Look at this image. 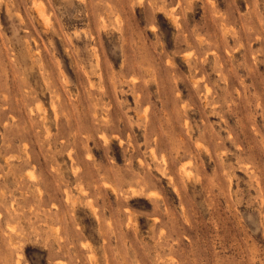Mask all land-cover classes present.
I'll return each instance as SVG.
<instances>
[{
	"label": "rangeland",
	"instance_id": "obj_1",
	"mask_svg": "<svg viewBox=\"0 0 264 264\" xmlns=\"http://www.w3.org/2000/svg\"><path fill=\"white\" fill-rule=\"evenodd\" d=\"M0 264H264V0H0Z\"/></svg>",
	"mask_w": 264,
	"mask_h": 264
}]
</instances>
